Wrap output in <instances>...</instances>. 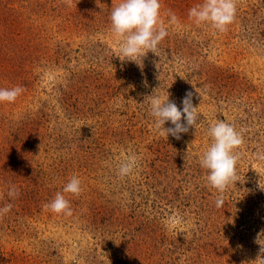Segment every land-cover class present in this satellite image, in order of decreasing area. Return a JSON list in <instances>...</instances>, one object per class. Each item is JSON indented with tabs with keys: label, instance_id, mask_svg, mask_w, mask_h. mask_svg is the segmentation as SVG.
<instances>
[{
	"label": "rangeland",
	"instance_id": "rangeland-1",
	"mask_svg": "<svg viewBox=\"0 0 264 264\" xmlns=\"http://www.w3.org/2000/svg\"><path fill=\"white\" fill-rule=\"evenodd\" d=\"M120 2L0 0V88H23L0 104V208L12 205L0 215V264L256 261L264 247V0H236L223 33L189 18L204 0H160L168 35L136 63L122 61L110 31ZM153 92L178 108L192 92L195 128L179 140L156 130ZM218 120L243 139L237 182L220 207L200 166ZM129 157L135 166L120 178ZM73 175L82 191L64 193L71 215L45 209ZM13 186L18 195L9 197Z\"/></svg>",
	"mask_w": 264,
	"mask_h": 264
},
{
	"label": "clouds",
	"instance_id": "clouds-1",
	"mask_svg": "<svg viewBox=\"0 0 264 264\" xmlns=\"http://www.w3.org/2000/svg\"><path fill=\"white\" fill-rule=\"evenodd\" d=\"M160 0H121L112 9L110 15V31L120 41V54L122 61H136L148 52L156 53L158 45L168 35L163 26L160 15ZM237 7L236 0H204L200 5L189 9L188 16L197 25L205 24L219 33L226 32L228 26L234 22ZM169 24H175L177 17L170 14ZM23 88L15 86L11 89L0 88V104L14 103L21 95ZM155 92V91H154ZM148 96L150 112L154 120V127L166 138L171 135L179 140L190 128H195L199 119L197 109L193 105V93L187 92L182 99V107L178 108L175 102L169 100V94L164 99L158 94ZM183 118V122H182ZM172 127L165 128L169 123ZM211 138L210 146L200 158V166L206 170L207 185L217 192L216 206L223 204V194L233 183L237 182L236 165L239 152L236 151L243 143L242 136L235 128L225 121L218 120L208 129ZM135 166V157H129L121 163L118 169L120 178L128 176ZM81 180L73 175L63 187L62 193L58 192L54 199L44 205L45 209L55 214L71 215L69 200L64 193L78 196L81 193ZM9 197L18 195L13 186ZM12 205L6 204L0 208V215L10 211ZM260 237H258L259 239ZM258 241V240H257ZM264 247L260 249L256 264H264Z\"/></svg>",
	"mask_w": 264,
	"mask_h": 264
}]
</instances>
